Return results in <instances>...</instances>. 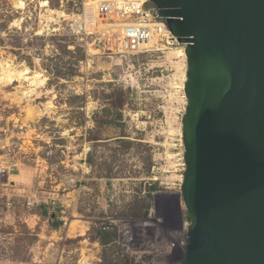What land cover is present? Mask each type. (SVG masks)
Listing matches in <instances>:
<instances>
[{
  "label": "rangeland",
  "instance_id": "1",
  "mask_svg": "<svg viewBox=\"0 0 264 264\" xmlns=\"http://www.w3.org/2000/svg\"><path fill=\"white\" fill-rule=\"evenodd\" d=\"M16 1L0 0V62L30 78L0 87V161L18 173L0 188V264H130L122 223L147 218L183 177L184 45L110 53L92 0ZM75 219L84 234L69 232Z\"/></svg>",
  "mask_w": 264,
  "mask_h": 264
},
{
  "label": "water",
  "instance_id": "2",
  "mask_svg": "<svg viewBox=\"0 0 264 264\" xmlns=\"http://www.w3.org/2000/svg\"><path fill=\"white\" fill-rule=\"evenodd\" d=\"M184 45L183 264H264V0H150Z\"/></svg>",
  "mask_w": 264,
  "mask_h": 264
},
{
  "label": "built area",
  "instance_id": "3",
  "mask_svg": "<svg viewBox=\"0 0 264 264\" xmlns=\"http://www.w3.org/2000/svg\"><path fill=\"white\" fill-rule=\"evenodd\" d=\"M92 3L96 18L110 27L103 38L110 53L165 52L181 45L150 0H92ZM181 165L184 171V160ZM15 171L14 165L0 161L1 178ZM162 184L172 182L165 180ZM181 184L182 179L176 193L164 192L165 201L159 203L156 197L147 218L122 223L119 242L130 264H183L190 220L181 197ZM6 239L0 234L1 242Z\"/></svg>",
  "mask_w": 264,
  "mask_h": 264
},
{
  "label": "bare ground",
  "instance_id": "4",
  "mask_svg": "<svg viewBox=\"0 0 264 264\" xmlns=\"http://www.w3.org/2000/svg\"><path fill=\"white\" fill-rule=\"evenodd\" d=\"M44 5L48 4V1H43ZM16 5L19 7H22L24 5V2L22 0H17L16 1ZM172 49H176V48H171L170 51ZM181 49V51H183L185 53V48L181 47L179 48ZM178 49V50H179ZM0 65L3 66L4 72L0 74V87H2L5 84H10L13 83L15 80H18L22 77L25 80H28L30 77L28 76L29 74V69L26 68L23 71H20L19 73L16 72V69H14L13 67H11V65L8 64H3L2 62H0ZM186 75V74H185ZM17 77V79H16ZM79 217V216H77ZM80 219H75L72 223H71V227L69 229V232L72 233L74 236L75 235H82L85 232V228L83 226L80 225Z\"/></svg>",
  "mask_w": 264,
  "mask_h": 264
},
{
  "label": "trees",
  "instance_id": "5",
  "mask_svg": "<svg viewBox=\"0 0 264 264\" xmlns=\"http://www.w3.org/2000/svg\"><path fill=\"white\" fill-rule=\"evenodd\" d=\"M35 38L38 39V37H35ZM61 50L64 51V52L72 53V54H80L79 60L85 59L86 56H87L85 49L79 47L78 45H75L74 49H70L69 45L64 44L63 46H61ZM117 107H118V104L116 103V100H113V103L111 104V106L104 107L103 111L116 109ZM96 123H97V125L100 126L101 124H104V123L111 124L112 121L111 120H99V119H97ZM94 139H99V138L96 137ZM44 213H47V212L45 211ZM146 213L147 212H145V214ZM50 223H51V225L53 227H57L58 224H59L55 217H51L50 218ZM97 231H98V235H96V239H99L100 241L102 240L104 242V244H108V243L110 244L113 241H115L114 238H116V235H117L116 233L109 234V232H107V230H104V229H100V230H97Z\"/></svg>",
  "mask_w": 264,
  "mask_h": 264
},
{
  "label": "crops",
  "instance_id": "6",
  "mask_svg": "<svg viewBox=\"0 0 264 264\" xmlns=\"http://www.w3.org/2000/svg\"><path fill=\"white\" fill-rule=\"evenodd\" d=\"M17 174L18 173L11 174L7 178H1L0 177V188L7 191V190H9V188H8L9 186H12V185L17 186L18 185V183L16 181L17 180ZM12 190H15V189L12 188Z\"/></svg>",
  "mask_w": 264,
  "mask_h": 264
}]
</instances>
